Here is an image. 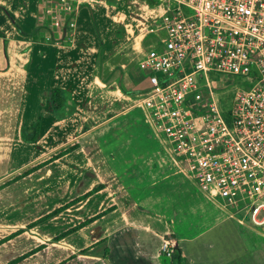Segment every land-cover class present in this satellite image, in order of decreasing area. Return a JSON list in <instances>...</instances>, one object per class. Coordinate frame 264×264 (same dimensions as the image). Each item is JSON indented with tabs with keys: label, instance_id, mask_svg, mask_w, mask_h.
Here are the masks:
<instances>
[{
	"label": "crops",
	"instance_id": "1",
	"mask_svg": "<svg viewBox=\"0 0 264 264\" xmlns=\"http://www.w3.org/2000/svg\"><path fill=\"white\" fill-rule=\"evenodd\" d=\"M105 2L80 5L111 19ZM39 5L0 0V264H173L159 252L162 238L174 240L178 264L192 263L228 217L248 229L233 232L244 252L264 254V233L179 171L146 121L135 59L147 35L135 34L130 51L105 36L97 43L80 5L63 35L40 21ZM41 105L52 110L43 131L22 141L20 128L38 126Z\"/></svg>",
	"mask_w": 264,
	"mask_h": 264
},
{
	"label": "built area",
	"instance_id": "2",
	"mask_svg": "<svg viewBox=\"0 0 264 264\" xmlns=\"http://www.w3.org/2000/svg\"><path fill=\"white\" fill-rule=\"evenodd\" d=\"M86 0H40L39 18L69 35ZM162 14L141 36L136 66L147 81L137 99L174 164L227 215L264 233V0H164ZM146 36V37H147ZM243 87L222 110L212 84ZM218 73V74H217ZM175 243L162 238L159 252Z\"/></svg>",
	"mask_w": 264,
	"mask_h": 264
},
{
	"label": "rangeland",
	"instance_id": "3",
	"mask_svg": "<svg viewBox=\"0 0 264 264\" xmlns=\"http://www.w3.org/2000/svg\"><path fill=\"white\" fill-rule=\"evenodd\" d=\"M105 3L108 7V12L113 13V18L109 19L107 16H101L97 12L95 6H89L86 4H81L78 8V19L83 18L87 28L91 30L94 34L97 43L102 36H105L106 41L112 43L116 42L120 44L122 50H131V44L135 41V34L143 30L146 24H154L160 15L162 14V8L160 6L145 4L143 1L137 0H106ZM112 3V4H111ZM113 8H110V6ZM80 14L82 17L80 18ZM103 18L107 20V27L102 25ZM98 29V32L96 31ZM108 29V30H107ZM117 34V35H116ZM115 35V36H114ZM157 35H161L160 32H155L152 36H147L142 39L141 48H149L154 45V41ZM116 38V39H115ZM116 45V44H115ZM103 46L100 51L97 49L96 67L100 61V55L102 53ZM140 73L145 74L142 70ZM218 74V73H217ZM229 74L219 73L217 77L212 81V84L216 86V96L219 99V106L222 110H227L229 108L230 96L237 90H239L243 85L249 80L245 77L234 80L233 82L224 85L228 82ZM147 81L144 78L142 84H146ZM249 83V82H248ZM94 115H97L94 112ZM86 123L80 122V124ZM48 144V143H47ZM46 146V143H43ZM36 151V150H35ZM1 215V214H0ZM11 216V214H8ZM13 216V215H12ZM5 215H1L0 219H3ZM248 222V220L246 219ZM248 226H252L248 222ZM233 232H238L240 237H244L245 232L249 234L248 229L239 226L233 219L226 218L223 223L213 230L209 231L206 236L210 238L209 235H214V239L211 244L206 245L205 248L200 249V254L196 258L195 262H189L188 258L185 257L182 260L183 264H264V254H261L257 250L251 252H244L243 246L237 239V236ZM227 250V251H226ZM230 251L231 255L226 256V252Z\"/></svg>",
	"mask_w": 264,
	"mask_h": 264
},
{
	"label": "trees",
	"instance_id": "4",
	"mask_svg": "<svg viewBox=\"0 0 264 264\" xmlns=\"http://www.w3.org/2000/svg\"><path fill=\"white\" fill-rule=\"evenodd\" d=\"M149 4H150V6L152 5L151 3H148V5ZM158 4H164V0H156V2L153 5H158ZM47 94H48V99H49L50 103L56 104V105L59 104V102H60V94H59V89L58 88H56V87L49 88ZM50 111L52 113V110H50ZM37 130H38V126H36V125H32L31 128L21 127L20 128V138H21V140L22 141H34L38 137V134H37L38 131ZM71 148H73V145H70V146L66 147L65 149L55 153L54 156H56L57 154L62 153L65 150H69ZM35 166L36 165L25 169L22 173H25V172L29 171L30 169H32ZM170 258H171V261H172L173 264H178L179 250L177 248L174 249V251H173V253H172Z\"/></svg>",
	"mask_w": 264,
	"mask_h": 264
},
{
	"label": "water",
	"instance_id": "5",
	"mask_svg": "<svg viewBox=\"0 0 264 264\" xmlns=\"http://www.w3.org/2000/svg\"><path fill=\"white\" fill-rule=\"evenodd\" d=\"M141 1V0H139ZM40 112L37 114L38 115V136L41 134V132L43 131L44 125L47 122L46 117L48 114H51L50 110H46L44 109V105H41V109L39 110Z\"/></svg>",
	"mask_w": 264,
	"mask_h": 264
},
{
	"label": "flooded vegetation",
	"instance_id": "6",
	"mask_svg": "<svg viewBox=\"0 0 264 264\" xmlns=\"http://www.w3.org/2000/svg\"><path fill=\"white\" fill-rule=\"evenodd\" d=\"M141 1H143L145 4L151 3L152 5L156 2V0H141Z\"/></svg>",
	"mask_w": 264,
	"mask_h": 264
}]
</instances>
